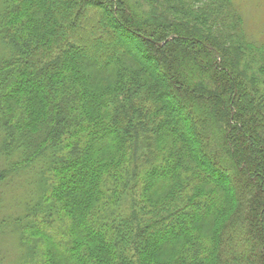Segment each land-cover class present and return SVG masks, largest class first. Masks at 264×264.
<instances>
[{"label": "trees", "instance_id": "obj_1", "mask_svg": "<svg viewBox=\"0 0 264 264\" xmlns=\"http://www.w3.org/2000/svg\"><path fill=\"white\" fill-rule=\"evenodd\" d=\"M0 49L13 264H264V45L233 0H0Z\"/></svg>", "mask_w": 264, "mask_h": 264}, {"label": "rangeland", "instance_id": "obj_2", "mask_svg": "<svg viewBox=\"0 0 264 264\" xmlns=\"http://www.w3.org/2000/svg\"><path fill=\"white\" fill-rule=\"evenodd\" d=\"M233 4L242 17L243 29L246 35L264 45V0H233ZM1 53L2 50L0 49ZM28 189L26 184L20 185V182L8 183V186H4L2 193L4 200L2 203L6 208L0 211V219L8 210L18 213L19 206L22 204L21 200L27 198L25 195ZM10 234L7 233L0 237L2 241L0 246L4 252V259L0 261V264H13L21 253L17 245L18 239L13 238Z\"/></svg>", "mask_w": 264, "mask_h": 264}]
</instances>
